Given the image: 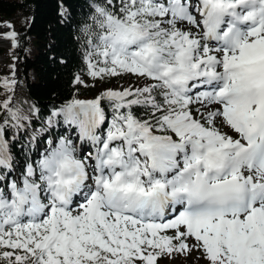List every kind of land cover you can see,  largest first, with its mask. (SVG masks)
Listing matches in <instances>:
<instances>
[{"label":"snow or ice","instance_id":"1","mask_svg":"<svg viewBox=\"0 0 264 264\" xmlns=\"http://www.w3.org/2000/svg\"><path fill=\"white\" fill-rule=\"evenodd\" d=\"M81 33L90 77L138 83L54 107L81 149L19 163L0 102V264H264V0H97Z\"/></svg>","mask_w":264,"mask_h":264},{"label":"trees","instance_id":"2","mask_svg":"<svg viewBox=\"0 0 264 264\" xmlns=\"http://www.w3.org/2000/svg\"><path fill=\"white\" fill-rule=\"evenodd\" d=\"M97 0H0V23L10 22L17 33L16 46L0 48V85L10 78L13 66L16 84L13 91L0 86V102L11 97V107L24 120V129L12 130L15 150L21 162L26 156L37 158L46 140L62 135V125L54 132L47 129V118L72 98L92 99L101 91L111 88L97 82L87 87L78 85L75 77H89L83 59L81 28ZM6 59L3 61V58ZM2 59V60H1ZM37 111L33 112L32 110ZM5 118L0 108V122ZM35 137V140L32 138ZM31 141V143H30ZM159 258L157 264H160Z\"/></svg>","mask_w":264,"mask_h":264},{"label":"rangeland","instance_id":"3","mask_svg":"<svg viewBox=\"0 0 264 264\" xmlns=\"http://www.w3.org/2000/svg\"><path fill=\"white\" fill-rule=\"evenodd\" d=\"M4 25L5 23H0V48L6 49L9 47H15L11 40L3 38L5 34L12 31V28H8ZM2 58H3V61L6 59L5 57H2ZM9 76L10 78L14 77V80H16V70L14 66ZM79 77L85 82L87 86H89L92 83L97 82L98 87H99L100 84L106 85L108 83L113 82L111 83L112 84L111 88H117V87H127L129 84L138 83L136 81V78L132 76H123V77H118V78L108 77V78H105L103 81L98 80V79H93L90 76L87 78L83 76H79ZM80 86L85 87L84 85H80ZM106 88L107 86H105V89ZM62 128H63V130L61 129L62 135L71 134L72 138L76 142L78 149H81V142L76 138L77 134L70 128L66 129L63 125H62ZM83 150L85 151L87 150V145L83 146ZM192 243H194V241L190 239L189 244L191 245ZM160 264H206V261L203 258H201L200 252L193 250L190 253H173L171 256L161 257Z\"/></svg>","mask_w":264,"mask_h":264}]
</instances>
